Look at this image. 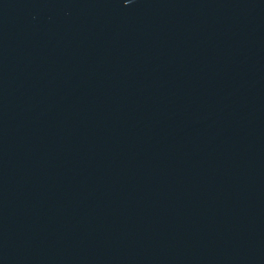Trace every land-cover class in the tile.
I'll use <instances>...</instances> for the list:
<instances>
[{"label": "water", "instance_id": "water-1", "mask_svg": "<svg viewBox=\"0 0 264 264\" xmlns=\"http://www.w3.org/2000/svg\"><path fill=\"white\" fill-rule=\"evenodd\" d=\"M0 264H264V0H0Z\"/></svg>", "mask_w": 264, "mask_h": 264}]
</instances>
